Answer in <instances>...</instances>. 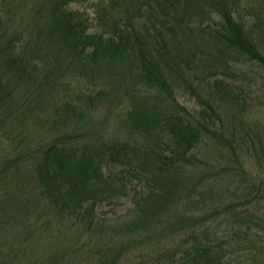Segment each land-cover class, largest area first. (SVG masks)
I'll return each instance as SVG.
<instances>
[{
  "label": "trees",
  "instance_id": "16d2710c",
  "mask_svg": "<svg viewBox=\"0 0 264 264\" xmlns=\"http://www.w3.org/2000/svg\"><path fill=\"white\" fill-rule=\"evenodd\" d=\"M82 3L0 8V264H264V129L238 82L264 65V0H97L92 19ZM63 59L111 78L50 106ZM129 190L132 208L99 213Z\"/></svg>",
  "mask_w": 264,
  "mask_h": 264
},
{
  "label": "rangeland",
  "instance_id": "374dc122",
  "mask_svg": "<svg viewBox=\"0 0 264 264\" xmlns=\"http://www.w3.org/2000/svg\"><path fill=\"white\" fill-rule=\"evenodd\" d=\"M96 1L97 0H83V3H82V8H83L82 10H84V12H86V14L91 19L95 15L94 4L96 3ZM2 2L3 0H0V8L2 5ZM254 5L255 6L257 5L256 2ZM0 14H2V12H0ZM243 14L247 18L246 20H248L250 24L255 21V18H253V16L250 13L248 14L243 13ZM96 26L97 24L95 23V21H92L90 30L93 31ZM47 62L49 63L47 64ZM38 63L41 67H44V69L47 67V65L55 68V63L53 62L51 58H48V57H43V59H39ZM67 64H68L67 61L63 59V65L61 67L59 66L56 67L55 74L58 76V79L57 81L52 83L50 93L45 94L44 103H47V104L49 103L50 106L53 105V101L57 100L59 106L63 108L64 102L70 98L76 97L77 93L79 92L87 93V92L96 91L98 89L97 84L99 83V81L105 82V80L109 81L111 78L107 70L93 71L94 68H92L90 69V71H88V76L90 77L88 80L89 82L93 81L92 76L96 75L98 72L97 74L98 82L91 85V84H88L83 77L75 76L73 70L71 71V74L66 73L65 68ZM238 70L239 72L242 73V76L240 77L238 82L246 86V93H245V95L247 96L246 100L250 104L245 109L246 123L253 128L264 129V65L263 64L258 65L250 61H243L240 64V67L238 68ZM114 80H117V78H115ZM122 80H124L123 76H122ZM131 93H133V90L131 87L128 88L127 86L121 85V92L119 94L122 95L124 100L125 99L130 100V98H132ZM135 94L138 95L139 92ZM177 97H178V100L182 102L183 105L187 106L190 109L198 107L197 101L195 100V98L191 97L189 93L178 92ZM35 99L38 100L39 97L33 93L29 98L23 101V104L21 105V108L19 109L18 112H24L26 111L27 107H32L33 101L31 100H35ZM117 111L119 112L120 108L117 109ZM107 113H108L107 108L104 107L103 110L100 112V115L102 116L103 114H107ZM52 118H53V115H52ZM117 121L118 120H115V118H112L111 122H113V125L115 126V123ZM36 124H37L36 121L29 120L27 122V126H29L28 130H31V131L34 130L32 127H37L35 126ZM48 124H49V120L45 126H48ZM70 131L73 132V129L71 128ZM114 131H116V127L113 128L111 126H108L106 129V134L109 137H122L123 138L124 135L121 131L120 133H116ZM50 133H47L48 137L50 136ZM104 169L107 173H109L112 170L117 171L119 167L108 165V166H105ZM132 194H133V190H129L127 195L117 198V201L115 203L103 204L102 206H99L98 207L99 213L109 218L124 214L128 209L132 208L134 205ZM37 244H41V243H37ZM141 251L142 249L140 250L139 248L135 247L130 252V255H133V254L136 255V253L139 254Z\"/></svg>",
  "mask_w": 264,
  "mask_h": 264
}]
</instances>
